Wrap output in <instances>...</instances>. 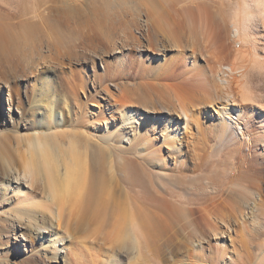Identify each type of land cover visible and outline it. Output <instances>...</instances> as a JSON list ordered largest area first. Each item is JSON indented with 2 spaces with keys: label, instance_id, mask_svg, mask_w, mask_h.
I'll list each match as a JSON object with an SVG mask.
<instances>
[{
  "label": "bare ground",
  "instance_id": "bare-ground-1",
  "mask_svg": "<svg viewBox=\"0 0 264 264\" xmlns=\"http://www.w3.org/2000/svg\"><path fill=\"white\" fill-rule=\"evenodd\" d=\"M71 1L32 0L30 11L22 10L10 15L13 18L0 14V57L6 60V56L20 50L25 41L38 43L44 40L58 55L63 49L69 50L73 42H80L89 54L101 61H104L105 56L115 54L118 68L130 42L138 40V54L144 57L146 44L152 46L154 40V45L160 50L154 53H159L161 64L140 66L143 73L149 70L155 76L153 80L147 79V76L141 81L145 94L154 101L150 105L141 101L136 108V104L129 99L116 107V103L106 100V110L109 113L114 111L116 115L95 118L90 127L99 133L100 144L84 141L83 146V140H78L77 132L57 134L54 131L53 128L60 125L59 121L65 117L46 103L44 107L53 119V122L50 120L53 125L46 126L50 129L48 132L14 133L12 136L10 131L17 132L19 127L26 130L36 128L39 123L34 124L30 117L37 116L34 112L31 116L17 114L16 120H19L16 122L19 124L15 128L1 126L7 117H11L8 112L13 101L8 97L5 102L0 96V203L7 206L6 210L0 211L4 216L0 220V230L4 229V236L12 238V249L23 243L26 252L24 260L12 253L5 255L8 251V245L5 244L4 250L0 251V264H47L59 259L64 264H161V257H158L153 241L163 234L166 226L180 222L188 229L202 223V230L189 229L187 232L191 249L200 250L199 247L209 238L216 242L215 248L210 249V264H218L223 256L234 262L228 255L227 247L232 245L233 251L239 255L232 229L234 224L240 222L247 236L243 243L246 245L247 241L250 244L247 247L252 245L254 251L259 253V256L257 252L254 254L255 258L248 256V260L241 256L244 258L242 261L264 264V200L259 196L262 191L257 194L247 188L238 193L226 190L227 175L220 177L218 182L212 179L213 183L206 179V189L212 191L210 195L206 194V200L215 196L211 194L214 191L218 194L226 190L220 205L215 202L206 206L205 202L200 204L197 197L187 200L175 198L173 190L168 187V182H172V185L175 183L174 175L179 179L182 173L179 166L182 165L185 153L183 136L189 129L190 107H200L213 123L216 144L200 148L203 161L212 159L222 150L221 160L227 156V159H231L232 147L229 152L224 148L238 141L247 146L253 142L252 133L236 104L237 98L239 101L247 98L255 102L258 119L264 127V0H169L168 13L163 12L161 1L142 0L145 13L130 14L127 19H121L118 12H106L103 7L106 4L113 7L116 0H102L106 2L105 5L101 3L99 7L93 6L94 10H85L83 4H80L92 3L94 0H78L79 3L75 1L76 4L70 5ZM58 3L63 6L59 8ZM231 3L237 5L234 8L232 28L228 33L225 13ZM44 9L47 10L46 14L43 13ZM22 14L30 16L12 21ZM184 36L190 39L189 47L192 50L195 47L193 41L201 40L200 44L206 52L204 54L211 60V63H206L205 70L199 68L200 77L195 89L198 88L204 97L195 102L188 94L175 96L167 89L166 82L159 80V77L157 79L165 71L167 74V67L171 66L170 63V66L167 65V46L176 48ZM50 61L45 64L47 70L53 72L57 66L53 60ZM57 62L59 64L61 61ZM103 65V69L108 72L112 69L107 61ZM243 76L248 78L247 88L251 86L253 78L259 79L263 87L253 94L252 87L248 88L250 95L240 94ZM130 83L114 87L127 93L131 89ZM2 87L3 84L0 85V95ZM186 91L189 93L190 90ZM109 93L112 97L107 98L117 100L113 92ZM37 101L39 99H35ZM39 105L43 106L42 103ZM38 113L43 115L41 110ZM152 113H156L158 119L150 128L155 135V147L148 144L141 127L143 118L151 119ZM257 141L264 142V135ZM240 144L237 146L240 147ZM154 155L167 158L168 163L159 165V159L155 160ZM152 165L156 170L149 167ZM155 171L161 172L155 175L159 180L157 184L152 180ZM162 179H166L167 184ZM232 183L235 182L232 180ZM188 205H193L192 208L195 206L199 211L198 218L191 217L195 209ZM223 206L229 211H224ZM92 225L95 228L91 232L89 229ZM107 227L111 228V234L109 232L108 237V233L100 237L101 230ZM88 235L100 238L101 242H115L118 250L106 257L93 251L87 253L89 258L85 259L84 246L81 244L84 238L88 239ZM244 248V251L248 250ZM202 262L193 261V264Z\"/></svg>",
  "mask_w": 264,
  "mask_h": 264
},
{
  "label": "rangeland",
  "instance_id": "rangeland-1",
  "mask_svg": "<svg viewBox=\"0 0 264 264\" xmlns=\"http://www.w3.org/2000/svg\"><path fill=\"white\" fill-rule=\"evenodd\" d=\"M75 1L78 3L80 2L78 0H72L69 4L70 5L76 4ZM141 1L142 0H116V4L113 5V7H110L107 4L105 5L106 2H103L102 0H94V2L92 3L83 2L80 4H83L82 7L85 8V10H92V9L94 10L93 6L96 7L98 5L101 6L104 3L105 6L103 7L105 8L106 12L109 13L118 12L121 16V19H127L130 17V14L143 15L145 13L144 6L142 5ZM159 1H161L162 3L161 5L163 6V12L166 13L168 8V3H170L169 0H167L166 2L165 0H159ZM31 3L32 0H0V14L5 15V17H7L10 15L17 14L22 10L30 11L31 10L30 8L32 7ZM236 5H237L236 3L233 4L231 3L229 9L225 13V17H226L225 22L228 33L232 28L231 22L233 20L234 8H236ZM45 6L46 4L43 7ZM62 6L63 4L58 3L59 8H61ZM43 13L46 14L47 10L44 9ZM122 15H124V17ZM27 16H30V14L28 15L22 14L20 17H14L15 19H12V21L13 20L16 21L20 19L24 20L26 19ZM10 17L13 18V16ZM149 33L150 34L152 33V30L150 28H149ZM143 36L145 37L146 35L144 34ZM188 39L189 38L187 37L185 38V36L184 38L182 37V39H180V43H178L179 46H177L176 48L171 49L168 48L167 46V60H168L167 65L168 66L171 65V66L167 67V74L165 73L166 72L165 71L164 73L160 74V76H157V79L159 77V80L166 82L167 89L170 90L173 94H175V96L188 94V96L193 97L192 99L195 102L197 101V99L199 98L202 99L204 97L203 94L199 92L200 90H198V88L195 89L196 88L195 86L198 85L197 83L199 82V77H200L199 68H201V70L202 69L205 70L207 67L206 63L210 62L211 60H209L207 54H204L206 52L204 48H202V44H200L201 40L197 41L198 39H195L193 41V45L195 47L192 50L189 47L190 39L189 41ZM29 43L30 42L25 41L23 43V46L24 45L25 46L24 47L21 46L22 48H19L20 50L14 52L13 54L11 52V54L14 56H11L10 54L9 56H6L7 58L6 60L5 57H0L1 58L0 85L3 84V87L1 88L0 96L1 98H3V100H5V102L8 97H10V99H12L13 101L11 104L12 106H10V111L8 112L11 117H7V119L3 121L4 123L1 126H6L8 128L13 129L17 124H19L18 122H16L17 120H19V119L16 120L17 114H22V115L26 114L27 116H31L33 112L37 117L34 118L30 117L31 122H33L34 124H38V123L40 124V125L38 124L36 128L33 127L32 129L30 128L29 130L24 129L23 127L21 128L19 127V130L17 132H15V130L13 132L10 131V133H12V136L14 135V133L31 134L34 132L37 133L48 132L50 129H48L46 126H48V124L49 125L52 124L53 119L50 118V116H48L49 110L44 107V103H46L49 106H51L49 108H52L54 109V111L56 110L57 112L60 111L65 117L64 120L59 121L60 125H57V127L53 128L57 134L77 132L78 140H83V146H84V141L92 142L95 145L96 144L99 145L100 144L99 133L93 131V129L90 127V123L92 124L95 118H102V117L110 118V114L116 115V112L111 111L109 113V111L106 110L105 107V105L107 104L106 100L107 102H109L110 100L111 101L110 103L112 102L116 103L115 105L116 107L118 105H121V103L124 102L125 99H129L133 101L134 105L136 104L135 105L136 108L140 106L139 104L141 101L149 105L154 101V99L149 98L145 94L143 88L141 87V83H142L141 81L144 80V78H146L147 76H148L147 79L153 80L155 76L153 72H149V70L143 73L140 68V66L143 65L144 67H150L152 64L153 65L157 63L161 64L162 60L158 58L160 56L158 55L159 53L157 54L154 53L160 51L157 49L156 44L154 45V40L152 43L154 46L153 45L148 46V44H146L148 49L147 48L145 49L144 57H141L138 54L137 51L138 49L136 46L138 44V40H134V43L130 42L129 46L124 50L125 58L121 60L122 63L120 66H118V68H117L118 60L115 54L107 55L104 57V61H101L99 60V58L93 57L91 54H89L88 51H86V49L80 42H76V43L73 42V46L70 48L71 50L63 49L61 50V52H59L61 53L59 55L58 53H56L55 50L50 48L49 44L44 40H41L38 43H30L31 45ZM206 58H208V60H206ZM50 60H53L54 64L57 66V68H55L53 72L47 70L46 64H48L47 62L51 63ZM59 60L61 62L58 64L57 61ZM106 61L112 66V69L109 72L104 70L102 67V65ZM60 64L61 65L63 64L64 66L63 65L61 66ZM143 75L145 76L143 77ZM244 77L245 76L241 78V87L239 89L240 94L250 95L249 89L251 87H252L251 88L252 93L250 92L251 94H253L254 91L257 92L261 87H263V84H261L262 82L259 79L253 78V80L251 81V86L248 87L249 88L248 89L246 86V84H248L247 83L248 78L247 77L244 78ZM124 79L128 81L126 82ZM191 80H193L192 84H191ZM121 83H130L131 84L129 85L130 86L129 88H131L130 92L127 91L126 93L114 87V85ZM187 84L188 85L190 84L189 85V87L191 86L190 89ZM192 85L194 88H192ZM184 87L187 90H190L189 93L191 95H189L188 91H186ZM109 92H113L112 94L115 95V98L117 100L111 98L112 96L108 95L110 94ZM109 96L111 97L107 98ZM35 99H39V101L35 102ZM237 99L238 100L236 104L239 106V109L242 112L243 117L245 118V121L249 127L248 129L252 133L253 142L249 146H247L244 143L240 144L238 141L236 144H234L235 143L234 142L228 148H224L229 152L230 151L229 148L232 147L230 151L231 159L230 158L227 159L229 157L227 156L226 157L227 160L226 159L221 160L223 150L221 151V153L218 154L220 156L215 155L212 159H209L207 161L206 160L203 161L201 159L200 155H201L202 147L204 145L209 146L212 143L216 144L215 133L213 131L214 130L213 123L209 119L210 116L207 115L206 117L204 113L200 110V107L189 106L190 108L188 110V113L190 112L189 115H191L192 118L190 117L189 129L185 132L183 136L185 153L183 154L182 165L179 166V169H181L182 173L181 176H179V179L176 177V175H174L175 183L173 185L172 182H168V187L171 190H173L175 198L187 200L188 198L197 197L196 199H198L197 201L200 202V204L201 203L203 204L205 202L206 206H210L212 204H215L216 202V204L220 205L222 203L223 197L226 195L225 194L226 190L231 189V191L233 190V192L236 191L234 193H238L241 192L242 190H246L247 188V190H251V191L253 190L255 193L257 192L259 193L260 191H262L259 193V196L261 197L260 199L264 200V196H263L264 195V145H263L264 142L257 141L259 137L264 135V131H263L264 127L261 126L263 124H261V122L258 119L259 112H258V108L254 105L255 102L252 103L251 99L249 100L247 98L245 99V101L244 100L239 101V98ZM38 103L39 104L42 103L43 106L42 105L40 106ZM186 103L188 105V102ZM94 104L98 105V107ZM5 105L7 106L6 103ZM38 105L40 107L39 109L37 107ZM39 110L43 112V115L42 113L41 114L38 113ZM5 111L7 112L8 109L5 108ZM150 115H151V119L150 117L143 118V125L141 127L144 136H147L148 144L151 147H155L156 145L155 144L156 141L154 139L155 135L152 133V130L150 128L155 125L154 123L158 119L156 113L155 114L152 113ZM154 117L155 119L153 120ZM91 135L93 137H91ZM12 136H9V138L10 139L13 138ZM239 144L240 147L237 146ZM242 155L243 157L245 155V158H242ZM153 157L155 160L159 159L158 163L161 166L168 163V159L165 157L162 156L160 157L158 155H154ZM162 158L164 159L162 160ZM152 166L149 167L152 170H156L155 166H153V168ZM157 172L158 171H155L154 177L152 178L155 184L159 182V180H157V177L155 175L161 174V172L159 173ZM169 175H173V174L169 173ZM223 175H227L228 177L227 178L228 185H226L227 189L224 192L222 191L223 194L222 192H218L219 195L217 194L216 191H214V193L211 194L215 195L216 197L211 195L212 198L210 200H206L208 197L206 194L210 195V192H212L211 190L206 189L207 187L205 182L206 179L208 180L207 182L211 181L212 179L213 182H218L221 179L220 177H223ZM232 180L235 183H232ZM162 181L165 184H167L166 179H162ZM212 183H210V185ZM15 184L16 183L13 182L14 186ZM212 201H214V203ZM188 206L192 208L191 205ZM194 207L192 208L193 210L195 209L193 211L194 215L192 214L191 217L193 219L195 217L196 219L200 216V213ZM6 208L7 206L0 203V211L2 209L6 210ZM223 210L227 212L229 211V209L224 206H223ZM3 219L4 216L0 212V220ZM237 223L236 225L235 224L233 225L232 236H236L234 237V241H235L234 245L238 244L236 245V247L238 246L237 249H239L238 250L239 255H237V253L233 251L231 245L227 247V251H228V255L231 256L234 262L228 261V259L224 258L223 256V259H220L218 261V264H239L237 262H240L241 264L242 262L244 263L245 260L249 259L248 256L250 257L253 256V258H255L254 254L256 252L258 253V251H254L253 249L254 247L252 248V245L247 247V245H250L247 241H246V245L244 244L245 240H247V236L245 234L246 232L244 231L243 225L240 222ZM182 224L183 222L177 224L178 226L176 225V223L169 224L168 227L166 226L164 228L163 234L153 241L154 248L157 247L156 250L157 255L158 257L159 256L161 257L160 258L162 260L161 264H191V261L192 264L193 261H198V262L203 261L202 262L203 264H210L211 262L210 251H212L215 248L214 245L216 244V242L212 238H209V240H207L202 244L203 246V247L201 246L202 248L199 247L200 250L194 248L191 249V247L188 246V241L186 236L187 232L189 231V229L190 230L196 229L199 231L202 230L203 229L202 223H198L195 226L190 227L189 229ZM109 227L101 230L100 237H105L107 233H108L107 235L108 237L111 234L110 231L111 228ZM93 228H95L94 225L90 227L89 231H91ZM4 232H6L4 229L0 230V251L4 250L3 247L5 244H7L8 251H6L5 255L6 254L11 255L12 253L24 260L26 258L25 245L23 243H20L19 247L17 246V248L12 249L11 247L13 246V240L12 238L10 239V236L7 237L4 236ZM167 235H169L170 237ZM243 235L246 237H244ZM86 237L88 239L84 238L85 241L83 239L81 244L85 247V249L83 247L85 253V259H88L89 258L88 254L93 251H97L98 253L100 252L102 257H106L108 254L115 253V251L118 250L117 249L118 244L115 242L108 243V240L107 241L102 240L101 242L100 238L95 239L94 236L92 237V235L91 236L88 235ZM238 237L240 238V240L236 241L237 239H239ZM242 243L244 245H242ZM244 247L248 248V250L245 251H247L250 255H248V253L244 251L245 249ZM35 248H37V246ZM194 250H196V252ZM250 250L252 253L254 251V253L253 254L250 253ZM171 251H174V253L171 254ZM199 251L202 252V253L200 252L201 255ZM245 253H247L246 254L247 256L245 255ZM241 256L243 257L245 256L244 261H242L244 258ZM200 258L202 259V261ZM47 264H64V262L62 259H59L56 260L54 263L48 262ZM244 264H261V263H256V262L250 263L249 261H245Z\"/></svg>",
  "mask_w": 264,
  "mask_h": 264
}]
</instances>
